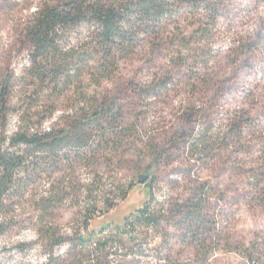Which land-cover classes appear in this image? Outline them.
<instances>
[{
    "label": "rangeland",
    "instance_id": "1",
    "mask_svg": "<svg viewBox=\"0 0 264 264\" xmlns=\"http://www.w3.org/2000/svg\"><path fill=\"white\" fill-rule=\"evenodd\" d=\"M55 1L0 0V83L11 74L18 77L15 84L21 88L31 82L23 77L30 65L24 29L38 8ZM220 13V32L209 40L208 50L202 55L197 49L203 36L195 27H187L186 37L164 39L159 46L154 45V35H139L137 47L129 51V58L122 60L113 77L101 86L89 85L87 77L83 84L66 89L63 83L52 92L46 85H38V90L44 92L42 104L51 105L53 110L37 130L63 127L69 109L78 106L74 101L75 91L85 90L99 100L116 99L115 105L122 107L124 113L125 128L120 135L123 140L115 139L109 148L102 149L99 158L90 160L86 166L39 176L42 178L33 191L35 197L50 194L53 190L49 184L56 189L61 178L69 185L68 201L60 206L55 219L65 241L54 247L49 259L48 248L37 239L29 222L24 228L0 237V257L5 264H92L99 255L94 242L107 237L118 241V246L116 250L113 248L112 255L100 259L102 264H249L240 253L257 237L264 236V209L247 191L253 182L250 168L255 163L249 158L254 160L260 148L254 146L249 155L238 154L236 148L226 144L224 137H228L233 111L248 117L252 127L264 129V0H222ZM182 23L186 26V21ZM188 52L197 58L177 68L184 60L176 57ZM172 68L177 74L175 85L157 94L150 81ZM200 69L209 75L205 77L210 83L208 87L204 84L207 81L198 83L190 78V71ZM22 96L20 93L19 97ZM199 107L214 121L206 120L200 125L197 121H187V115ZM14 117L15 111L9 116V133L15 127ZM206 128L216 140H211L210 152L200 154L199 160L194 161L182 151L180 143ZM166 149L169 158L156 161V152ZM193 158L196 160V156ZM240 160L244 162L242 165ZM186 161L195 163L189 175L183 171ZM140 175H147L144 181L151 183V193L147 183L139 182ZM199 181L211 188L209 210L210 214H217L220 239L218 243L210 241L209 249L218 248L209 254L207 262L204 252L189 244L184 228L174 221L161 224L158 231H137L135 235L141 247H134L135 243L127 241V235L111 229L121 225L123 218L141 207L150 195L154 199L152 208L157 202L170 209L175 199L183 201ZM77 183L93 185L83 191ZM85 194L97 200L95 216L86 230L81 226L80 211L84 202H90L83 198ZM79 199L83 200L80 204ZM105 199L112 200L114 206L108 208ZM22 215H33L32 209L26 205ZM104 225L108 229L100 232ZM80 235H89V241L81 242ZM144 236L149 240H142ZM143 250L144 254H140ZM164 257L170 260L161 259ZM257 257L264 262V255Z\"/></svg>",
    "mask_w": 264,
    "mask_h": 264
},
{
    "label": "trees",
    "instance_id": "2",
    "mask_svg": "<svg viewBox=\"0 0 264 264\" xmlns=\"http://www.w3.org/2000/svg\"><path fill=\"white\" fill-rule=\"evenodd\" d=\"M221 1L56 0L54 4H46L35 11L24 29L30 65L23 77L31 82L21 88L15 84L18 77L11 74L0 83V237L24 228L30 222L37 239L48 248V258L51 259L54 247L65 241L63 235L59 234L55 219L59 216L60 206L68 201L69 185L65 178H61L56 189L49 184L53 190L50 194L35 197L33 191L38 179L42 178L39 176L85 165L99 158L103 154L102 149L109 148L115 139L123 140L120 135L125 128L124 113L122 107L115 105L116 99L99 100L85 90L75 91L74 101L78 106L69 109L63 127L37 130L41 121L48 118L53 110L51 105L42 104L44 92L38 90V85H46L52 92L63 83L66 89L73 84H83L84 77H87L89 85L101 86L117 72L120 62L129 58V51L133 52L137 47L139 35H154V45L159 46L164 39L186 37L187 27H195L197 33L203 36L197 49L202 55L208 50L209 40L220 32ZM185 7L189 10H183ZM184 21L186 26L182 23ZM91 26L94 28L91 29ZM82 29L84 33L80 31ZM178 56L176 59L184 61L177 68L197 58L190 52ZM201 69L190 71V78L198 83L207 81L204 84L208 87L210 83L205 77L209 75L201 72ZM176 81V70L172 68L155 75L150 82L159 94L170 90ZM20 93L22 97H19ZM13 111L15 127L9 133V116ZM186 120L197 121L200 125L206 120L214 121V118L199 107L187 115ZM209 132V128H206L192 139H183L180 143L182 151L187 152L190 159L198 161L197 156L210 152L211 140H216ZM227 134L228 137H224L228 142L226 144L236 148L238 154L249 155L254 146L260 148L254 160L249 158L255 163L250 168L253 170V182L247 191L253 194L254 202L264 209V129L252 127L248 117L243 118L238 111H233ZM169 156L168 149L157 151L155 160L162 162ZM193 156H196V160ZM239 162L240 165L244 163L242 160ZM194 166L195 163L186 161L183 171L189 175ZM92 185L78 184L83 191L90 190ZM147 186L151 193V183L148 182ZM190 190L183 201L175 199L170 209L157 202L152 208L154 199L150 195L141 207L123 218L121 225L111 229L120 235H127V241L135 243L134 247H141L137 243V231H158L161 224L174 221L184 228L183 234L189 244L204 252V262H207L209 254L218 248L209 249L210 241L218 243L220 240L215 220L217 214H210L209 210L211 188L199 181ZM83 198L90 201L84 202L80 210L81 226L86 230L95 216L93 209L97 206V200L93 201L89 194ZM82 201L79 199L78 204ZM104 201L108 208L114 206L112 200ZM26 205L32 209L33 215H22ZM107 229L108 225H104L100 232ZM147 239L142 237V240ZM79 240L86 243L89 235H80ZM94 246L99 255L92 264H102L100 259L112 255L118 241L107 237L94 242ZM167 247L170 251L168 244ZM23 248L20 247V250ZM144 251L140 254H144ZM240 254L249 264H264L257 259V256L260 258L264 255V236L257 237ZM161 259L170 260L166 257ZM0 264H5L1 257Z\"/></svg>",
    "mask_w": 264,
    "mask_h": 264
},
{
    "label": "water",
    "instance_id": "3",
    "mask_svg": "<svg viewBox=\"0 0 264 264\" xmlns=\"http://www.w3.org/2000/svg\"><path fill=\"white\" fill-rule=\"evenodd\" d=\"M146 177H147V175H140L139 176V182H144Z\"/></svg>",
    "mask_w": 264,
    "mask_h": 264
}]
</instances>
